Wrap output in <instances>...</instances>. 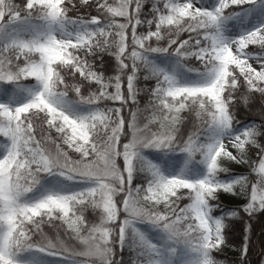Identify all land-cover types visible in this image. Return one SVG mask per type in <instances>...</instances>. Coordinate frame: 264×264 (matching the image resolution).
I'll return each instance as SVG.
<instances>
[{"label": "snow or ice", "instance_id": "1", "mask_svg": "<svg viewBox=\"0 0 264 264\" xmlns=\"http://www.w3.org/2000/svg\"><path fill=\"white\" fill-rule=\"evenodd\" d=\"M221 192L264 215V0H0V264H217Z\"/></svg>", "mask_w": 264, "mask_h": 264}, {"label": "trees", "instance_id": "2", "mask_svg": "<svg viewBox=\"0 0 264 264\" xmlns=\"http://www.w3.org/2000/svg\"><path fill=\"white\" fill-rule=\"evenodd\" d=\"M17 3H20L21 0H16ZM75 3L79 4L80 0H74ZM90 2H93L94 0H90ZM109 2H112V0H109ZM93 13L95 12V7L92 8ZM83 14V13H81ZM118 21L121 20V18H117ZM106 55V54H105ZM112 61L113 65V71H110L106 73V76H112L114 75V58H108ZM154 84V81L151 82ZM143 86V85H141ZM146 101H142L141 106L143 107L144 103ZM247 109V108H244ZM241 112L239 119L248 121V120H256L259 121V117L257 115L258 109H254V112L247 113V112ZM144 155L150 159H152L155 162L163 163V157L160 153L147 150L145 151ZM122 163V161H121ZM174 169H168L165 168V171H172ZM202 174V173H201ZM237 175H245L248 176L250 180H253L255 177V173L253 172H228V173H222L221 178L224 179L225 177H234ZM221 206V210L223 209H231V210H237L238 217L243 216L245 220L247 221L248 225L250 226V232L249 235L251 237V245L248 252V259L251 262V264H259L260 259H264V215H260L257 213L253 218L248 219L247 213L243 212V205L239 206H232L229 205L225 201L218 202ZM238 217H229L231 220V227L225 229L226 234V242L224 245L221 246L220 250H213V257L217 261V264H239L240 259V249L243 246L244 242V227H245V220H241ZM128 253L125 252V258H127Z\"/></svg>", "mask_w": 264, "mask_h": 264}, {"label": "rangeland", "instance_id": "3", "mask_svg": "<svg viewBox=\"0 0 264 264\" xmlns=\"http://www.w3.org/2000/svg\"><path fill=\"white\" fill-rule=\"evenodd\" d=\"M251 47V46H250ZM258 66V65H257ZM244 112L250 113L248 109H244ZM254 112V111H252ZM249 147V152L248 155L249 157L256 161L258 165V159H257V151L258 149H254L251 146ZM230 151H232L235 154V149L229 148ZM224 166L229 169L230 172L237 171V172H252L251 168L248 165H242V164H236L235 162H230V161H225ZM178 169H174L171 172H175ZM225 201L229 205L232 206H239V205H244L245 203V198L243 196H236L231 193H223L221 192L218 197V202Z\"/></svg>", "mask_w": 264, "mask_h": 264}]
</instances>
